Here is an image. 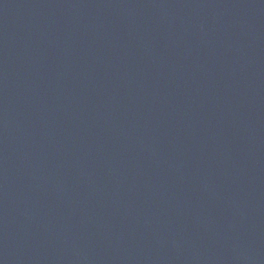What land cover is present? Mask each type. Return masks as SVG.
Here are the masks:
<instances>
[{
	"label": "water",
	"instance_id": "95a60500",
	"mask_svg": "<svg viewBox=\"0 0 264 264\" xmlns=\"http://www.w3.org/2000/svg\"><path fill=\"white\" fill-rule=\"evenodd\" d=\"M0 264H264V0H0Z\"/></svg>",
	"mask_w": 264,
	"mask_h": 264
}]
</instances>
